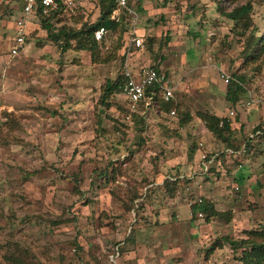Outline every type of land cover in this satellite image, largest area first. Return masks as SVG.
<instances>
[{
    "label": "rangeland",
    "instance_id": "rangeland-1",
    "mask_svg": "<svg viewBox=\"0 0 264 264\" xmlns=\"http://www.w3.org/2000/svg\"><path fill=\"white\" fill-rule=\"evenodd\" d=\"M23 2L0 0V264L250 262L264 242V0H128L135 14L100 41L87 32L113 0H57L24 18L11 57ZM133 28L144 45L128 51ZM58 30L83 42L63 50ZM150 65L168 101L158 88L135 110L121 93L101 104L107 79ZM217 118L225 141L204 122ZM200 199L212 215L191 214Z\"/></svg>",
    "mask_w": 264,
    "mask_h": 264
},
{
    "label": "built area",
    "instance_id": "built-area-1",
    "mask_svg": "<svg viewBox=\"0 0 264 264\" xmlns=\"http://www.w3.org/2000/svg\"><path fill=\"white\" fill-rule=\"evenodd\" d=\"M114 9L112 11L111 18L118 22L120 19V14L122 10L129 11L132 16L135 14L128 6V0H113ZM41 6L43 10L53 9L57 5V0H24L23 2V14L19 16L17 23L18 34L13 40V44L10 48V55H17L25 46L27 32L24 30L25 22L24 18L32 14L37 6ZM134 21V22H133ZM135 19L132 18V24L134 25ZM108 32L104 27H100L93 32V37L96 41L103 39L105 34ZM144 39L143 34L136 31L134 28L131 31V35L128 38V42L125 44L126 49L129 51L140 50L143 48ZM141 72V73H140ZM139 74L137 76H132L129 74V70L123 72L124 84L123 89L120 92L121 95L127 100L129 107L132 110H135L139 103L147 98L146 90L152 88L155 84L158 85V88H161L163 99L168 101L172 95V88L169 87L167 82L164 80L163 74L158 71V68L155 66H142L139 69ZM224 81L226 83L231 79L230 75L224 73ZM171 115L175 113L174 110H171Z\"/></svg>",
    "mask_w": 264,
    "mask_h": 264
},
{
    "label": "trees",
    "instance_id": "trees-1",
    "mask_svg": "<svg viewBox=\"0 0 264 264\" xmlns=\"http://www.w3.org/2000/svg\"><path fill=\"white\" fill-rule=\"evenodd\" d=\"M37 9H39V12H42L41 6L38 5ZM113 9H114V3L112 2L111 4L108 5V9H107L106 13H103V11H101V14H100L99 18L97 19V21L94 22L92 24V26H90L87 33L90 34V36H89L90 38L92 35V38H93L92 41L95 40L93 37L94 30H96L100 27H104L105 29L110 30V29H113L115 26L118 25V23L115 22L111 18V13H112ZM247 9H248V7L245 6L239 10L234 9L232 13L236 14V15H240L241 13H243ZM43 25L47 29H49V27H50V25L47 22L44 23ZM59 34L62 35L63 39H64V42L61 45L63 50H66L67 48L70 47L69 40H71V39L78 40L77 42H79V43L83 42V40L81 39L82 37L80 36V32L79 33L78 32H67V31L65 32L64 30H58V34L49 32V37L53 41L57 42V41H59ZM86 40L87 39H85V41ZM88 41L90 42V40H88ZM82 48H83V46H82ZM236 78L232 77V79H230L229 82L227 83L226 96H227V100L230 101L232 104H234L236 102L237 90L240 89V84H238L236 82ZM123 84H124V77L123 76H118L114 80L107 79L103 85L102 93L100 96L101 104L108 106L109 97L114 93H120L123 89ZM157 90H158V85L155 84L154 86H152V88H149L146 90V94L151 95V96H155L157 94ZM219 121H220L219 118H217L216 123L204 120L207 129L210 132H212L215 136H217L220 140L225 141V140H227V138H224L223 133L225 130L230 129L229 123L226 119H223L221 124L219 123ZM190 210H191L192 215L203 212V213H208L209 216L212 215V212L214 211L211 204L209 202L205 201L204 199H200V200H198V202L192 203L190 205ZM224 239H226L227 241L233 242V240H228L227 237ZM253 252H255V253H254V255L251 256L250 262H248L247 264H259V263L264 264V242L259 243V244H253L252 245V253ZM253 257H254L255 261L251 262Z\"/></svg>",
    "mask_w": 264,
    "mask_h": 264
},
{
    "label": "crops",
    "instance_id": "crops-1",
    "mask_svg": "<svg viewBox=\"0 0 264 264\" xmlns=\"http://www.w3.org/2000/svg\"><path fill=\"white\" fill-rule=\"evenodd\" d=\"M19 54V53H18ZM11 57H12V55H10ZM16 56V55H15ZM14 57V56H13ZM147 97H148V95H147Z\"/></svg>",
    "mask_w": 264,
    "mask_h": 264
}]
</instances>
